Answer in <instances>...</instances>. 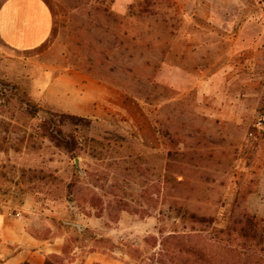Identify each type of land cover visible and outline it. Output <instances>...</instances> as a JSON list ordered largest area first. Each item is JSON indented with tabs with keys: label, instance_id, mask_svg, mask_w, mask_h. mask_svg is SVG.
<instances>
[{
	"label": "rangeland",
	"instance_id": "obj_1",
	"mask_svg": "<svg viewBox=\"0 0 264 264\" xmlns=\"http://www.w3.org/2000/svg\"><path fill=\"white\" fill-rule=\"evenodd\" d=\"M51 1L52 63L135 97L157 144L53 106L37 85L50 69L0 43V211H37L63 264H155L161 230L212 264H264V0ZM180 208L236 232L213 248Z\"/></svg>",
	"mask_w": 264,
	"mask_h": 264
},
{
	"label": "crops",
	"instance_id": "obj_2",
	"mask_svg": "<svg viewBox=\"0 0 264 264\" xmlns=\"http://www.w3.org/2000/svg\"><path fill=\"white\" fill-rule=\"evenodd\" d=\"M58 31L51 0H0V43L11 54L25 56L50 69V75L39 78L37 85H46L44 92L53 106L75 116L115 123L145 146L155 147V129L135 97L70 68L60 52L61 60L54 58L52 63L51 56L60 47ZM23 208L20 217L7 210L0 211V264H63L65 238L47 235L37 211L28 206ZM99 261L100 258L91 255L68 263Z\"/></svg>",
	"mask_w": 264,
	"mask_h": 264
},
{
	"label": "trees",
	"instance_id": "obj_3",
	"mask_svg": "<svg viewBox=\"0 0 264 264\" xmlns=\"http://www.w3.org/2000/svg\"><path fill=\"white\" fill-rule=\"evenodd\" d=\"M178 183L181 185L183 182ZM175 213L182 222L189 221L192 224L201 226L202 230H194L196 233L211 232L212 238L210 241H214V245H212L213 248L219 247L218 245H223L224 239L221 238L222 235H230L232 232H236V228L230 226L225 230H219L214 227V221L211 218L201 216L189 210L180 208L176 210ZM239 233L242 237L250 239L244 228L241 229ZM160 234L161 237L159 239L155 238L153 244L154 250L158 248V251L154 253L155 264H212V262L214 263L216 261L212 253L207 254L208 260H205L204 250L199 246V243H193L195 236L180 233L176 230L165 235L161 230ZM197 236H200V234ZM254 250H256V245H246V251L255 252ZM137 260H139V258ZM141 263L145 264V260H141Z\"/></svg>",
	"mask_w": 264,
	"mask_h": 264
},
{
	"label": "built area",
	"instance_id": "obj_4",
	"mask_svg": "<svg viewBox=\"0 0 264 264\" xmlns=\"http://www.w3.org/2000/svg\"><path fill=\"white\" fill-rule=\"evenodd\" d=\"M261 126H264V116L261 118ZM15 217H20L22 215V211L13 214Z\"/></svg>",
	"mask_w": 264,
	"mask_h": 264
},
{
	"label": "water",
	"instance_id": "obj_5",
	"mask_svg": "<svg viewBox=\"0 0 264 264\" xmlns=\"http://www.w3.org/2000/svg\"><path fill=\"white\" fill-rule=\"evenodd\" d=\"M77 164H78V167H79V166H80V165H79V160L77 161Z\"/></svg>",
	"mask_w": 264,
	"mask_h": 264
}]
</instances>
